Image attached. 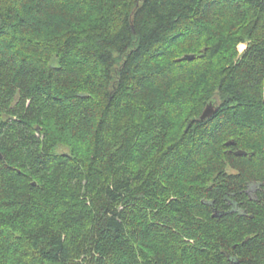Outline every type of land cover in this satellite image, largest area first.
Wrapping results in <instances>:
<instances>
[{
  "label": "trees",
  "instance_id": "trees-1",
  "mask_svg": "<svg viewBox=\"0 0 264 264\" xmlns=\"http://www.w3.org/2000/svg\"><path fill=\"white\" fill-rule=\"evenodd\" d=\"M0 150V264H264V0H0Z\"/></svg>",
  "mask_w": 264,
  "mask_h": 264
},
{
  "label": "water",
  "instance_id": "water-1",
  "mask_svg": "<svg viewBox=\"0 0 264 264\" xmlns=\"http://www.w3.org/2000/svg\"><path fill=\"white\" fill-rule=\"evenodd\" d=\"M185 58L188 59H193L195 58V55H186ZM220 104L219 101L216 99H212L209 101V103L207 104L206 108L204 109L202 115H201V119L202 120H206L210 117H212L218 110H219ZM247 152L243 151V150H238L237 154H246ZM0 158H3V154L0 150Z\"/></svg>",
  "mask_w": 264,
  "mask_h": 264
},
{
  "label": "rangeland",
  "instance_id": "rangeland-1",
  "mask_svg": "<svg viewBox=\"0 0 264 264\" xmlns=\"http://www.w3.org/2000/svg\"><path fill=\"white\" fill-rule=\"evenodd\" d=\"M45 23V22H44ZM248 47V42H241L239 45H238V49H239V53H242L246 48ZM40 137H42V136H40ZM61 151L62 150H65L66 148L65 147H60L59 148ZM238 150H243V149H238ZM237 150V151H238ZM233 171V170H232ZM235 171V170H234ZM254 186L252 185V186H250V188H249V192L251 193V194H254L255 193V191H254Z\"/></svg>",
  "mask_w": 264,
  "mask_h": 264
},
{
  "label": "bare ground",
  "instance_id": "bare-ground-1",
  "mask_svg": "<svg viewBox=\"0 0 264 264\" xmlns=\"http://www.w3.org/2000/svg\"><path fill=\"white\" fill-rule=\"evenodd\" d=\"M243 151H245V150H243ZM237 152H238V151H236V154H237ZM245 152H246V151H245Z\"/></svg>",
  "mask_w": 264,
  "mask_h": 264
}]
</instances>
